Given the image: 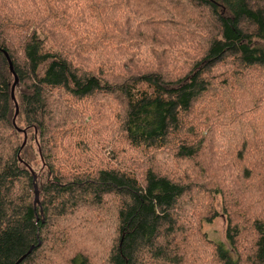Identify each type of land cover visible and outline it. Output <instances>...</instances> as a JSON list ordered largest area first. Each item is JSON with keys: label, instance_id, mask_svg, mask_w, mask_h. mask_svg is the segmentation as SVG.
I'll list each match as a JSON object with an SVG mask.
<instances>
[{"label": "trees", "instance_id": "1", "mask_svg": "<svg viewBox=\"0 0 264 264\" xmlns=\"http://www.w3.org/2000/svg\"><path fill=\"white\" fill-rule=\"evenodd\" d=\"M25 255L264 264V0H0V264Z\"/></svg>", "mask_w": 264, "mask_h": 264}, {"label": "rangeland", "instance_id": "2", "mask_svg": "<svg viewBox=\"0 0 264 264\" xmlns=\"http://www.w3.org/2000/svg\"><path fill=\"white\" fill-rule=\"evenodd\" d=\"M103 157L111 158L113 156L112 147L105 146L103 148ZM203 232L207 234L209 240L214 242L225 243V219L224 217L217 218L211 224H204L202 228Z\"/></svg>", "mask_w": 264, "mask_h": 264}, {"label": "water", "instance_id": "3", "mask_svg": "<svg viewBox=\"0 0 264 264\" xmlns=\"http://www.w3.org/2000/svg\"><path fill=\"white\" fill-rule=\"evenodd\" d=\"M3 54H4V56H5V58H6L7 62H8L9 71H10V73L13 75V79H14L13 84H12V86H11V99H12V101H13L14 104H15V115H14V118H13V123H14L15 118H16V116L18 115V112H19L18 105H17L16 100H15V97H14V90H15V87H16V85H17V83H18V79H17V76L15 75V73H14V71H13V65H12V62L10 61V58L8 57L7 53L3 52ZM25 140H26V139H25ZM25 140H24V142H23L22 147H23L24 144H25ZM33 179H34V180L36 179L34 175H33ZM38 196H39V193H38L37 186H36V184H35V185H34V205H35V206H36L37 204H39ZM41 214H42V213H41ZM32 249H33V247L28 251L27 254H29V253L32 251ZM25 257H26V255L23 256L21 259H19L18 262H17L16 264H19V263H20Z\"/></svg>", "mask_w": 264, "mask_h": 264}]
</instances>
